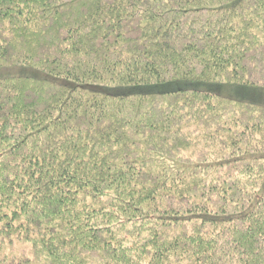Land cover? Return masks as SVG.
Returning <instances> with one entry per match:
<instances>
[{
	"label": "trees",
	"instance_id": "1",
	"mask_svg": "<svg viewBox=\"0 0 264 264\" xmlns=\"http://www.w3.org/2000/svg\"><path fill=\"white\" fill-rule=\"evenodd\" d=\"M18 66L0 264H264V0H0Z\"/></svg>",
	"mask_w": 264,
	"mask_h": 264
},
{
	"label": "rangeland",
	"instance_id": "2",
	"mask_svg": "<svg viewBox=\"0 0 264 264\" xmlns=\"http://www.w3.org/2000/svg\"><path fill=\"white\" fill-rule=\"evenodd\" d=\"M33 70L32 69H27L25 67H22V66H18V67H15V68H6V69H0V75H7V74H18V73H23V74H29L30 72H32ZM201 87H206V86H201ZM207 87H213L211 85H207ZM216 90L218 91H221L219 87L216 86L215 88ZM224 93H231V91L228 90H225V91H222ZM246 95H244V94ZM238 97L240 96H243L244 98L246 97L247 99L249 100H258V99H264V90H260V89H256V88H253L251 89V91L248 89H242V93H236Z\"/></svg>",
	"mask_w": 264,
	"mask_h": 264
}]
</instances>
